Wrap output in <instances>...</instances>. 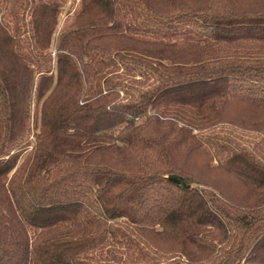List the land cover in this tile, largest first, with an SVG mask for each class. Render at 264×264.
Returning a JSON list of instances; mask_svg holds the SVG:
<instances>
[{
  "label": "trees",
  "instance_id": "trees-1",
  "mask_svg": "<svg viewBox=\"0 0 264 264\" xmlns=\"http://www.w3.org/2000/svg\"><path fill=\"white\" fill-rule=\"evenodd\" d=\"M0 264H264V0H0Z\"/></svg>",
  "mask_w": 264,
  "mask_h": 264
},
{
  "label": "rangeland",
  "instance_id": "rangeland-1",
  "mask_svg": "<svg viewBox=\"0 0 264 264\" xmlns=\"http://www.w3.org/2000/svg\"><path fill=\"white\" fill-rule=\"evenodd\" d=\"M68 4H69V3H67L66 7L68 6ZM62 20H63V14H62V16H61V21H62Z\"/></svg>",
  "mask_w": 264,
  "mask_h": 264
}]
</instances>
